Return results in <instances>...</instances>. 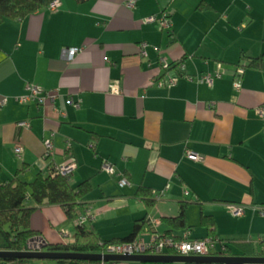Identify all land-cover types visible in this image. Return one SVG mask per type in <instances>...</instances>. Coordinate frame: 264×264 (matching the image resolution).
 Returning a JSON list of instances; mask_svg holds the SVG:
<instances>
[{"label": "crops", "instance_id": "0c3cea01", "mask_svg": "<svg viewBox=\"0 0 264 264\" xmlns=\"http://www.w3.org/2000/svg\"><path fill=\"white\" fill-rule=\"evenodd\" d=\"M130 1L59 0L55 10L0 24V180L31 181L74 161L70 183L90 181L83 203L102 240L127 236L141 219L157 220L161 234H181L165 218L178 216L186 202L191 239L209 235L195 227L205 214L218 237L257 244L264 240V70L249 67L247 58L264 53V0ZM165 11L169 28L144 21ZM68 47L83 50L69 61ZM161 58L183 60L182 73L192 76L212 74L222 63L223 76L212 85L181 77L159 86ZM114 83L119 94L110 90ZM28 84L58 96L45 104L17 101ZM46 138L54 144L49 158ZM187 149L202 159L188 158ZM103 160L116 172L104 170ZM121 177L129 184L121 186ZM140 187L163 192L151 209L137 195ZM229 205H243L245 213L234 216ZM30 225L47 244L75 237V221L61 205L38 207ZM149 231L141 236L149 239ZM146 263L157 262H116Z\"/></svg>", "mask_w": 264, "mask_h": 264}, {"label": "trees", "instance_id": "16d2710c", "mask_svg": "<svg viewBox=\"0 0 264 264\" xmlns=\"http://www.w3.org/2000/svg\"><path fill=\"white\" fill-rule=\"evenodd\" d=\"M54 0H0V24L6 19L23 18L34 12L49 7ZM79 2L83 0H77ZM248 66L264 70V53L256 57L247 58ZM180 63L183 62L179 61ZM179 62L171 63V68H177ZM55 167V166H54ZM52 167L47 172L38 173L31 181H24L18 176L10 181L0 180V250L24 251L30 238L38 235L31 228V214L40 206L57 204L63 206L70 219L75 221V237L71 241L47 244L45 250L54 252H78V253H101L107 244L131 242L137 239L146 229L154 231V223L149 219L137 220L133 230L125 237L102 240L98 231L87 222L78 221L77 208L81 207L92 212L83 203V200L91 192L89 180L82 181L76 187L70 183V177L60 174L53 175ZM1 176V168H0ZM137 195L142 198L148 209H151L157 199L152 190L140 187ZM188 203L182 202L180 213L175 217H167L165 220L177 230H190L187 224ZM201 222L207 227L209 236H217L215 233V220L208 215L202 214ZM183 233V232H182ZM181 233V234H182ZM178 234V235H181ZM178 236L177 234H170ZM218 237V236H217ZM226 250L223 255H232L234 250H239L240 256H264V240L257 244L251 242H238L223 239ZM239 253V254H240ZM53 261L54 264H102L99 260L80 258L68 259H32V258H0V264H35L36 261ZM111 263V262H108ZM165 264V263H146ZM209 264V263H187Z\"/></svg>", "mask_w": 264, "mask_h": 264}, {"label": "built area", "instance_id": "2783aa9c", "mask_svg": "<svg viewBox=\"0 0 264 264\" xmlns=\"http://www.w3.org/2000/svg\"><path fill=\"white\" fill-rule=\"evenodd\" d=\"M130 5L134 6L135 0H131ZM59 6V0H54L49 5V9L55 10ZM146 23H158L163 28L170 27V20L168 13L165 11L161 14V16L152 15L144 19ZM148 44L143 42L139 45L140 47V55L145 56L147 51ZM83 50V47H68L65 49V57L67 60L72 61L76 57L78 53ZM171 63L168 62L165 58L160 59V67L161 70L159 74L155 77V82L159 86H174L181 77H186L190 80H196L197 82H204L209 85H212L214 80L217 78H221L223 76V65L222 63H218V69L214 73H206L201 75L192 76L189 74L182 73L184 71V63L179 62L177 68L179 69V73L174 75H169V70H171ZM237 78L234 80V87L237 91L241 90L242 84L240 76L245 72V68L240 66L237 68ZM168 74V77L164 79V75ZM27 93L16 97V100L21 103H26L30 101H36L41 104H45L46 100L49 98L52 101H55L58 96V92H51L50 90H46L41 86L28 84L26 86ZM111 92L120 93L121 88L117 83H114L110 87ZM8 98H3L2 104L7 102ZM74 106L78 107L79 103H73ZM260 111V110H259ZM20 124L24 126H29L28 121H22ZM45 152L44 157L49 158L54 154V144L51 138H46L44 140ZM15 152L18 156H22L23 147L21 145H17L15 148ZM186 156L192 160H201L202 157L193 152L190 149L186 150ZM76 168V163L71 161L66 164L57 165L54 167L52 171L53 175L60 174L62 176L70 177ZM102 168L106 170L108 173H115L116 170L114 166L108 162L107 160H103ZM119 184L121 186L128 185L129 180L125 177H121L119 179ZM163 192H155L153 194L156 199L161 198ZM228 209L234 216H241L245 213V207L243 205H229ZM93 218L90 211L85 210L78 214V221L81 223L87 222ZM151 222L157 224L158 221L155 219H151ZM63 234L68 236V232L64 231ZM149 239H145L143 236H139L137 239L131 242L124 243H111L105 246V249L101 252L102 254H148V255H164V254H173V255H186V256H209V255H223L221 252L226 250V245L224 240L220 239L217 236H207L203 239H191V231L186 230L181 235L175 236L170 234H161L154 231L148 232ZM35 237V236H34ZM38 237V236H37ZM44 243L41 238H37L31 241V238L27 242L26 249H39L40 246ZM102 264H116V262L108 263L106 261H102Z\"/></svg>", "mask_w": 264, "mask_h": 264}, {"label": "water", "instance_id": "95a60500", "mask_svg": "<svg viewBox=\"0 0 264 264\" xmlns=\"http://www.w3.org/2000/svg\"><path fill=\"white\" fill-rule=\"evenodd\" d=\"M41 238L44 243L39 249H27L24 251L0 250V258H32V259H68L80 258L89 260H99L106 262L120 261H141V262H184V263H209V264H255L263 263L264 256H233V255H209V256H186V255H148V254H102V253H78V252H54L47 251L46 241L35 236V240Z\"/></svg>", "mask_w": 264, "mask_h": 264}, {"label": "rangeland", "instance_id": "374dc122", "mask_svg": "<svg viewBox=\"0 0 264 264\" xmlns=\"http://www.w3.org/2000/svg\"><path fill=\"white\" fill-rule=\"evenodd\" d=\"M229 212H230V211H229ZM195 227H197V228H202V227H204V226L202 225L201 219H200V223H198ZM205 228L207 229V227H205ZM208 236H209V235H208ZM219 238H220V237H219ZM220 239L223 240V238H220ZM35 264H54V262H53V261H50V260H47V261H36Z\"/></svg>", "mask_w": 264, "mask_h": 264}]
</instances>
